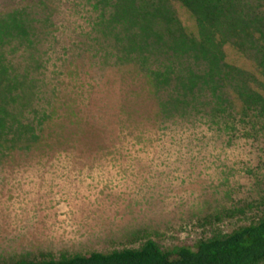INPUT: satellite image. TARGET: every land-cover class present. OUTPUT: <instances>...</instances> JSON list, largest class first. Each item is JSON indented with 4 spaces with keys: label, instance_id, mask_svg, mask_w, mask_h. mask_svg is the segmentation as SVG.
Listing matches in <instances>:
<instances>
[{
    "label": "rangeland",
    "instance_id": "1",
    "mask_svg": "<svg viewBox=\"0 0 264 264\" xmlns=\"http://www.w3.org/2000/svg\"><path fill=\"white\" fill-rule=\"evenodd\" d=\"M41 1L0 0V37L13 34L15 6L41 11L48 34L41 58L67 102L57 122L74 106L85 132L79 141L54 136L48 146L0 161V264L148 241L163 251L196 247L264 214V133L229 143L204 123L160 128L152 101L148 119L126 122L122 105L143 79L134 81L126 68L91 67L85 34L95 13L86 0ZM175 9L194 31L189 13Z\"/></svg>",
    "mask_w": 264,
    "mask_h": 264
},
{
    "label": "trees",
    "instance_id": "2",
    "mask_svg": "<svg viewBox=\"0 0 264 264\" xmlns=\"http://www.w3.org/2000/svg\"><path fill=\"white\" fill-rule=\"evenodd\" d=\"M86 2L95 13L85 34L91 67L126 68L134 81H144L122 105L120 116L126 122L140 125L148 119L147 105L152 101L154 122L160 128L171 122L204 123L227 134L229 143L235 137L251 140L264 133V0ZM40 4L44 7L45 1ZM175 5L192 17L194 31L183 24ZM33 6L12 8L13 34L0 37L1 162L17 149H40L54 136L79 141L85 132V118L74 106L57 122L66 101L61 102L55 73L48 75L41 58V42L48 34L41 11ZM230 50L237 60L229 58ZM262 263L264 214L196 247L163 251L148 241L134 249L14 264Z\"/></svg>",
    "mask_w": 264,
    "mask_h": 264
}]
</instances>
